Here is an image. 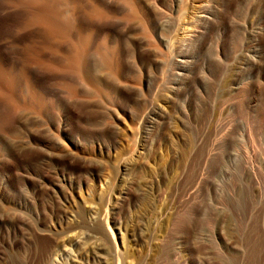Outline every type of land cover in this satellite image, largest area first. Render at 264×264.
<instances>
[{
  "label": "rangeland",
  "instance_id": "rangeland-1",
  "mask_svg": "<svg viewBox=\"0 0 264 264\" xmlns=\"http://www.w3.org/2000/svg\"><path fill=\"white\" fill-rule=\"evenodd\" d=\"M58 2L103 90L0 0V264H264V0Z\"/></svg>",
  "mask_w": 264,
  "mask_h": 264
},
{
  "label": "bare ground",
  "instance_id": "bare-ground-1",
  "mask_svg": "<svg viewBox=\"0 0 264 264\" xmlns=\"http://www.w3.org/2000/svg\"><path fill=\"white\" fill-rule=\"evenodd\" d=\"M114 1L118 2L120 5L127 8L126 13L124 14L127 18H130L131 20L134 18L135 16L134 9H133L134 5L132 6L133 0H114ZM55 2H56L55 0H2V7L4 9L14 8L20 11V17L15 26L16 29L21 30V29H25L28 27L31 28V26H39L41 31L43 32L44 42L41 43L39 47L34 46V45H27L22 49V51L25 54L24 59L26 60L27 63L37 64V65L43 66L46 69H50L54 65L55 66L58 65V68L61 72L67 73L72 79H77V80L82 81L84 86L86 87V90H92V94H96L98 93L99 90H103V83H102L103 79L101 80L102 77H100V75L95 71L96 67L95 68L93 67L94 68L93 69L91 65H89L88 62H91V61H88L89 57H88L87 50H86L87 44L88 43L90 44L91 43L90 41H92L94 37L92 33L83 34V32H80L81 30L79 31L78 29H75L74 25H72L74 27V30H73V27L71 26L72 21H70L72 19L63 17L62 15L64 13L62 14L60 12V9H58L59 6L58 7L56 6L58 9V12H57L55 5H57L58 0L56 4ZM59 4L60 3L58 2V5ZM92 6L94 5L92 4ZM92 8L90 9L92 10V16L97 17L99 19L106 17V15L103 13L102 10L97 9V8L95 9H92ZM127 21L129 20L127 19ZM57 40H60L59 42L63 41V42L68 43L67 44L68 48L66 50V53H64V55L61 58H56V56L54 55L58 51L57 47L59 46V42H57ZM95 44H97L95 48L97 59L102 64L101 67H103V69L104 68L107 69L106 67H108V64L110 61L109 55H110L111 50H109L106 47V45L103 42V39L98 41V43H95ZM47 50L50 51L53 55L50 57L44 58L43 56L44 52ZM46 71H49V70H46ZM108 74L111 75V72ZM2 75H3V70H2V67L0 66V87L4 84L1 82ZM7 75L8 74H5L4 76L6 77ZM10 76L12 77L13 75H10ZM10 79L12 80L8 79V82H6L7 79L6 81L5 79L2 80L3 82L5 81L6 83H8V84H5V86L6 85L8 86V87L6 86L8 91L4 90L5 88L3 87L4 89L0 91V100H3L4 102H6V104L9 107L14 108L17 106L15 103V99L17 100V98L15 97V88L13 87L15 85L14 81L18 78L14 80V78L12 77ZM32 85L33 83H31L30 80H25V88H26L25 91L29 96L32 95L31 91L32 92L35 91L34 86ZM63 87L64 89L69 90L70 93H73L75 90H78L75 87V85L71 83L70 84L66 83L64 84Z\"/></svg>",
  "mask_w": 264,
  "mask_h": 264
}]
</instances>
